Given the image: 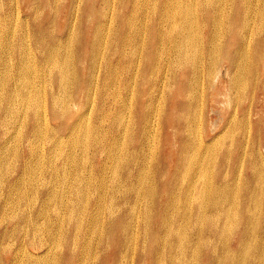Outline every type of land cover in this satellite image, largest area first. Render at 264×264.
<instances>
[{
	"label": "bare ground",
	"instance_id": "6f19581e",
	"mask_svg": "<svg viewBox=\"0 0 264 264\" xmlns=\"http://www.w3.org/2000/svg\"><path fill=\"white\" fill-rule=\"evenodd\" d=\"M31 1H38L47 6L56 0ZM80 2L82 1L74 0L76 12L79 11L77 8ZM115 2L116 0H85L86 5L80 13L78 32L72 29L70 18L64 30H50L43 23L32 26L37 32L35 35L24 34L18 38L20 50L13 56V63L10 64L13 77L9 79V75H0V111L6 115L1 126L7 131L3 133L8 138L9 127L14 126L15 121L20 122L19 119L24 116V121L22 122V118L19 125H24L26 129L23 138L29 149L28 154L23 152V155L25 158L32 157L30 161L37 157L38 153L40 155L36 141L42 140L48 132L53 134L48 139L51 146L60 145L65 141L71 145L79 144V139L87 135V128L83 126V115L85 107L90 104V96L97 91V81L101 82V89L98 88L96 94L99 103L105 104L109 99L113 100L112 112L109 113L112 117L111 124L104 130L105 134L103 132L104 146H100L98 140L92 138L95 144L92 154L102 161H98V166L91 165L92 167L88 168L89 172L96 171L98 175H104L94 185L92 195H87V198L86 194L81 193L84 190L80 189L81 187L76 186L75 190H72V209L67 218L70 221L76 220L77 224L67 230L68 249L57 254L50 248L48 252L37 255L36 258L28 252V259L33 261L32 264H48L49 259H52L51 254L55 258V264L124 263L133 242L137 248L142 246L146 250L150 245L151 249L156 250L151 264H163L160 256L166 259L168 264H201L195 261H199L201 251L207 249L211 251L210 264H264V234L258 227L260 222H264V171H261L264 167V121L254 122L255 118H252L255 105L261 112L264 111V84L260 80L261 75H264L263 72L260 74L261 70H264V0H117L116 9ZM97 3H100L98 7ZM204 9L206 12L199 14V10ZM85 17L89 18L88 36L83 35ZM57 20L58 15L53 13L46 19V24L56 26ZM222 22H226L230 28L220 25ZM5 23L3 26L0 24V67L4 66L9 70V25ZM32 57L38 60L36 68L30 62ZM84 70L86 74L83 73ZM34 71L41 73L40 83L37 79L38 83L29 80L30 76L35 74ZM43 77H47L49 81L46 90L42 88L43 84L41 85ZM224 78L225 96L231 109L228 108L222 113L220 126L212 125L208 131L205 127L206 102L203 84L205 79L212 84L216 80L221 82ZM69 84L72 85L71 96L75 102L73 107L68 103L63 111L59 107L60 97L62 94L64 96V92L67 93ZM4 86L5 91L2 92ZM257 89L263 90L262 97L257 94ZM43 92L50 100L48 105L44 103V107L43 99L41 100ZM79 100L83 101L80 105ZM70 101L71 99L68 102ZM89 112L88 110L87 113ZM104 116L103 121L106 119ZM64 118L67 119V125L63 123L59 128L53 125V121ZM169 127H173L172 132L178 139V145L169 149V156L174 155L176 163L172 172L167 173L159 155L164 152L162 145L168 143V134L164 142L160 143V139L164 132H168ZM62 128L66 130L61 132ZM100 130L102 131V126H96L93 131L98 135ZM109 136L110 139L117 140L108 142ZM227 136H230V147L215 153L214 149L222 144ZM9 141L11 140L4 141V147L9 146ZM1 147L0 163L4 153V147ZM17 153L15 154L18 155ZM66 153V159L73 163L77 156L75 157L74 152ZM12 159H7L8 165ZM31 163L32 161L24 160L20 177L25 179V176L30 174L34 168ZM85 167L75 168L77 178H82L83 172L88 171ZM111 168L118 173L117 179L107 175ZM56 171L58 170H54L52 174ZM6 173L8 174V169ZM147 177L153 181V186L149 189L151 191L143 188ZM174 177L177 188H185L186 192L178 190L171 198L170 185L167 182ZM88 179L87 177V184L90 180ZM20 181V178L15 179L10 187H19ZM160 181L164 183L159 185ZM42 184L45 183L42 181ZM144 191L151 193L145 194ZM22 192L25 193V190ZM66 192L65 190L64 193ZM7 193L9 194V189ZM37 193L39 195V192ZM156 196L168 199L163 204L164 218L159 215L154 223L155 214L150 219L148 206L142 212L139 205ZM214 196L216 200H212ZM175 200L186 203V217L180 219L177 214L171 213L172 209L167 202L171 201L174 205ZM243 206L253 208L252 212L262 210L263 213L246 220L242 215L239 216ZM55 209L54 212L57 211V208ZM232 216L236 218L234 236L237 251L230 250V235L227 236L225 232ZM32 217L30 219H33ZM61 220L63 222V219ZM36 224L33 223L35 227ZM140 225L144 227L142 235ZM28 226L25 228L28 229ZM174 226L179 228L177 239H173L171 235ZM124 228L130 230L129 242L124 235ZM189 229L194 238L188 239ZM201 231L205 232L204 236H201ZM172 241L177 244L175 251L170 249ZM235 255H240V258L231 262ZM140 259L144 263L145 255ZM129 263L135 264L131 261ZM13 264L17 262L14 261Z\"/></svg>",
	"mask_w": 264,
	"mask_h": 264
},
{
	"label": "rangeland",
	"instance_id": "374dc122",
	"mask_svg": "<svg viewBox=\"0 0 264 264\" xmlns=\"http://www.w3.org/2000/svg\"><path fill=\"white\" fill-rule=\"evenodd\" d=\"M72 1V2H71ZM82 2H80V4L78 5V8L77 9H79V11H75V4H74V0H56V1H54L53 3H52V5L49 3V4H47V6H44V5H42V4H40L38 1H31V0H15V2H14V0L12 1V0H0V24L3 26L4 25V23H5V21L7 22V23H5L6 25H9V47H10V49H9V56H11V57H9V56H7V59H10L9 60V70H8V68H6L5 69V67L4 66H1L0 67V75L2 76V74L1 73H3L4 74V76H8L9 75V79L10 78H12L13 77V72H12V70H11V66H10V64L11 63H13V56L15 55V54H17L18 52H19V50H20V43H19V37L22 35V36H24V34L25 35H27V34H30L31 36L32 35H35V33H37V32H35V30L32 28V26H34V25H36V24H40V23H43L44 25H46V27H48L50 30H52V29H55V28H57V29H65L66 28V26H67V22H68V19L70 18V20L72 19V24H73V27H72V29L74 30V31H76V32H78V26H79V18H80V13H82V11H83V8H84V6L86 5V3H85V0H81ZM56 2H58V3H56ZM12 3V4H11ZM62 3V4H61ZM83 3V4H82ZM5 4V5H4ZM55 4V5H54ZM193 4H195L194 2H193ZM8 5V6H7ZM56 5H57V7H58V9H56L57 7H56ZM83 5V6H82ZM100 5V3L98 4L97 3V5H96V7H98ZM4 6V7H3ZM17 6V7H16ZM34 6V7H33ZM40 6V7H39ZM116 6H117V0H116V2L114 3V7H115V9H116ZM6 7V8H5ZM80 7V8H79ZM15 8V9H14ZM19 10H18V9ZM33 9H34V11H33ZM82 9V10H81ZM17 10H18V12H17ZM21 11V12H20ZM56 11V12H55ZM15 14H14V13ZM202 12H206V9H204V10H199V14L200 13H202ZM13 13V14H12ZM20 13V14H19ZM40 13V14H39ZM57 14L58 15V20H57V22H56V26L55 25H50V23L49 24H46V19L48 18V16L49 15H52V14ZM71 13V14H70ZM75 14H77V15H75ZM4 15H6V16H4ZM82 15V14H81ZM76 16H78V17H76ZM15 19H14V18ZM18 17V18H17ZM47 17V18H46ZM74 17H76V18H74ZM4 19V21H3V19ZM12 19V20H11ZM76 19H78V20H76ZM89 18L88 17H85L84 18V21H83V35H85V36H88L89 35V20H88ZM13 20H14V22H13ZM28 20V21H27ZM26 21V22H25ZM74 21V22H73ZM16 22V23H15ZM20 22V23H19ZM25 22V23H24ZM27 22L29 23V24H27ZM13 23V24H12ZM19 23V24H18ZM74 23H75V25H74ZM12 24V25H11ZM32 24V25H31ZM17 27H16V26ZM49 25V26H48ZM220 25H223L224 27H229V25L225 22V23H221ZM16 28H15V27ZM28 26V27H27ZM75 27V28H74ZM22 28V29H21ZM82 28V27H81ZM230 28V27H229ZM12 31H11V30ZM29 29V30H28ZM31 31V32H30ZM10 32H11V34H10ZM15 32V33H14ZM19 32V33H18ZM39 33V32H38ZM14 34V35H13ZM16 35H17V37H16ZM11 37H13V38H11ZM15 37H16V39H15ZM11 39H13V40H11ZM12 43H11V42ZM13 46H14V48H13ZM16 46V47H15ZM74 47H75V45H74ZM16 48V49H15ZM72 48H73V46H72ZM14 50H16V51H14ZM12 52V53H11ZM34 53L37 55L38 53L36 52V51H34ZM33 53V54H34ZM36 59L37 58H35V57H32V60L30 61L31 62V64L33 65V67H35L36 68V66H37V62H38V60L36 61ZM36 65V66H35ZM6 70V73L4 72L5 70ZM38 69V68H37ZM220 69H222V67H220ZM9 71V72H8ZM221 71H223V70H221ZM220 71V73H222ZM35 72V76L34 75H32V76H30V78H29V80H32V81H34V82H36V83H38V81H39V83H40V75H41V73L40 72H36V71H34ZM264 73V70L262 71L261 70V72H260V74L261 73ZM84 74H86V70H84V72H83ZM1 76H0V78H1ZM264 75L262 74L261 75V78H260V80H261V82H262V84H264V77H263ZM36 77V78H35ZM38 77H39V79H38ZM33 78V79H32ZM47 77H43V79H42V83H41V85H42V88H44L45 90H46V88H47V86H49V81H48V79H46ZM38 81H37V80ZM46 79V80H45ZM205 83L203 84V87L205 88V91H204V96H205V107H204V111H205V117H206V119H205V127H206V129L209 131V128L212 126V125H218L219 124V126L222 124V120H221V117H222V113H224V111L225 110H227L229 107V105H228V101H227V96H225L226 94H225V88H226V81H225V78L224 79H221V82H219V81H217L216 80V82L214 81L212 84H211V82H208L207 81V79H205V81H204ZM97 83H98V86H97V91L95 92L94 91V94H92L91 96H90V98H89V105H87L85 108H86V110H85V113H84V117H83V126L85 125L86 126V128L87 129H85L86 131H87V135L86 136H84L83 137V139H79L80 140V142H79V144H75V145H71V143L69 144V143H67L66 141V144H65V142L64 143H60V145H53V146H51L50 144V142H49V137H52L53 136V134L51 133V132H48L47 134H45L46 135V137H45V135H44V138L42 139V140H39V141H36V148L38 149V151L40 152V155H39V153H38V156L37 157H35V158H33L31 161H32V163L31 164H33L32 165V167H34V168H32V170L30 171V174L29 175H27V176H25V179H24V177H20V169L23 167V164H24V160L25 159H27V162H31L30 161V158H32V157H29V156H27V158H25L24 157V155H23V152L24 153H26V154H28V149H29V147L27 146V142L24 140V134H25V131H26V129H25V127H24V125L22 126H20L19 124H20V122H21V119L24 117H21L20 119H19V121L20 122H18V121H15V123H14V126H12V127H9V131H8V138H7V136H5L4 135V131H6L5 130V128H3L1 125L3 124V121L2 120H5V118H6V115L3 113V111H0V148H2L1 146H3L4 147V141L6 140V139H8V140H11V141H9V146H5L4 147V149H3V159H2V162L0 163L1 165H0V174L2 175H0V211L1 210H3V212L1 211L0 212V243H1V245L0 246H2L1 248H0V260H2V262L0 261V264L2 263V264H13V262L14 261H16L17 262V264H20V263H22V264H25L26 262V264H32V260L31 259H28V252L30 253V255H32V257L33 258H36L37 257V255H42L43 253H45V252H48V250H50V248H51V251L52 252H56L57 254H60V253H62L63 251H65V250H67L68 249V247H67V230H68V228H71V227H73V226H75V224H77V222H76V220H69V218H67L68 217V215L70 214V211H71V209H72V205H71V199H72V197L73 196H71L72 195V193H74L72 190H73V188H74V190H75V188H76V186L78 187V188H80V189H84L85 190V192L86 193H84V190H83V192H81V193H83L84 195H85V197L87 198V195H89V194H91L92 195V191H93V187H94V185H96L97 184V182H99L100 181V179L102 178V176L104 175V173L102 174V176H101V174H97V172L95 171L94 173L91 171V172H89L90 170L88 169L91 165L92 166H98L97 165V163H98V161L99 162H101L102 161V159L101 158H97V157H94V155L92 154L93 152H94V146H95V144L93 143V141H92V138L93 139H96V140H98V142H99V145L100 146H104V145H102L103 143H102V138L104 137V135H103V132H104V134H105V129H107V127L111 124V120H112V117L111 116H109V113H111L112 112V107H113V105L111 106V104H112V102L111 101H113L112 99H109L108 101H107V103H105V104H102V103H99L100 102V100L98 101V99H96V97L98 96V95H96V94H98L97 92H98V90L99 89H101V82L100 81H97ZM47 84V85H46ZM209 85V86H208ZM213 87H212V86ZM208 87V89H207V87ZM263 87V86H262ZM69 88V89H68ZM68 88H67V93L66 92H64V96L66 97H64L63 96V94H62V96L60 97V103H59V107H60V109L62 110L63 109V111H64V107L65 106H67L68 105V103H69V105H72V107L74 106V102H75V99L74 98H72V96H71V92H72V85L71 84H69V86H68ZM99 88V89H98ZM111 89V88H110ZM113 89H115L114 87H113ZM2 92H4L5 91V86H4V89H2L1 90ZM256 92H257V94L259 95V96H261L262 97V94H263V90H261V89H257L256 90ZM211 93H213V94H211ZM43 98L41 97V100H42V104H43V107H44V103H47V105L49 104V101L50 100H48L49 98H46V96H45V93L43 92ZM45 96V97H44ZM208 97V98H207ZM63 98H65V99H63ZM98 98V97H97ZM71 99V101L70 102H68L69 100ZM91 100V101H90ZM46 101V102H45ZM64 101V102H63ZM63 102V103H62ZM79 102V105L80 104H82L83 103V101L82 100H79L78 101ZM92 102V103H91ZM1 103V102H0ZM97 103V104H96ZM62 104V105H61ZM102 104V105H101ZM46 105V106H47ZM104 105V106H103ZM62 106V107H61ZM41 108L42 110L44 109V108ZM111 107V108H110ZM107 108V109H106ZM110 109V110H109ZM231 108H229L228 110H230ZM41 110V111H42ZM84 110V109H83ZM90 111L89 113H87V111ZM94 110H95V112H94ZM105 110V112H103ZM110 111V112H109ZM84 112V111H83ZM100 112H103V113H101V114H99ZM207 112V113H206ZM87 113V114H86ZM252 118H255L254 119V122L255 121H260V120H263L264 121V111L263 112H261L257 107H256V105H255V107H253V110H252ZM97 114V115H96ZM103 114V115H102ZM106 114V115H105ZM95 115H96V117H95ZM101 115V116H100ZM105 115V116H104ZM3 116V117H2ZM104 116V121L102 120V117ZM96 119H95V118ZM99 118V119H98ZM86 119V120H85ZM67 119H59V120H57V121H53V125L54 126H56V127H58L59 128V126L61 125V124H63V123H66V125H67V121H66ZM88 120V121H87ZM91 120V121H90ZM93 120V121H92ZM102 120V121H101ZM2 121V122H1ZM24 121V118H23V120H22V122ZM85 121H86V124H85ZM101 121V122H100ZM220 121H221V123H220ZM92 122V123H91ZM103 123H104V125H103ZM107 123V124H106ZM69 125V124H68ZM96 126L97 127H99V126H102V131L100 130L99 131V134L97 135V134H95L94 133V128H96ZM19 127V128H18ZM22 127H23V130H22ZM12 128H14V129H12ZM88 128H90V130L88 129ZM19 129V130H18ZM12 130H14V131H12ZM17 130V131H16ZM64 130H66V129H63L62 128V130H60L61 132L62 131H64ZM90 131H92L91 133H90ZM173 127H169L168 128V132H164L163 133V136L161 137V139H160V143L161 142H164V139H165V136L168 134V136H169V139H168V143L167 144H163L162 146H164V152L162 153V154H160L159 155V160H161V162L164 164V166H165V171H167V173H169V171H171L172 172V170H173V168H174V165H175V163H176V160H175V158H174V155H173V157H172V155L171 156H169V149H174V148H176V146L178 145V139H176L175 137H174V135H173ZM7 132V131H6ZM263 132H264V124H263ZM15 133V134H14ZM58 133H60V132H58ZM211 133V132H210ZM60 134H62V133H60ZM21 135V136H20ZM49 135V136H48ZM51 135V136H50ZM230 135V134H229ZM263 135H264V133H263ZM15 136V137H14ZM92 136V137H91ZM3 137H5V138H3ZM12 137H13V139H12ZM15 138H16V140H15ZM17 138H19V139H17ZM90 138V139H89ZM111 138V136H109V141L108 142H114V141H116L117 140V138H112V139H110ZM230 136H227L224 140H223V142H222V144H220L219 146H217L215 149H214V151H215V153L216 152H219V151H222V150H224V149H226V148H229L230 146H229V143H230ZM19 140V141H18ZM22 140H23V142H22ZM86 140V141H85ZM92 142H91V141ZM14 141H15V144H17V145H15L14 144ZM83 141V142H82ZM13 142V143H12ZM17 142H19V143H17ZM22 142V143H21ZM82 142V143H81ZM13 145H12V144ZM83 143H85V145L83 144ZM88 143V144H87ZM90 143V144H89ZM87 144V145H86ZM10 145H11V147H10ZM67 145V146H66ZM69 145V146H68ZM77 145V146H76ZM89 145V146H88ZM94 145V146H93ZM22 146V147H21ZM49 146V147H48ZM56 146V147H55ZM72 147V149H71V147ZM81 146H83V147H85V148H83V147H81ZM88 148H87V147ZM61 147V148H60ZM6 148V149H5ZM18 148V149H17ZM43 148H45V149H43ZM49 148V149H48ZM60 148V149H59ZM20 149H21V151H20ZM57 149V150H56ZM84 150L83 152H84V155L82 156V154H83V152L81 151V150ZM100 149V148H99ZM263 149V148H262ZM14 152H13V151ZM51 150V151H50ZM66 150V151H65ZM19 152V153H17V152ZM54 151V152H53ZM66 152H74V154H75V157H76V159H75V161H73V163H71L70 161H69V159L67 160L66 158H67V153ZM11 153H12V155H11ZM15 153H17L18 155H16ZM65 155H64V154ZM76 153H77V155H76ZM48 154V155H47ZM51 154H52V156H51ZM59 154V155H58ZM4 155H7V156H4ZM14 155H16V156H14ZM45 155V156H44ZM61 155H63V156H61ZM87 155V156H86ZM44 156V157H43ZM50 156V157H49ZM86 156V157H85ZM89 156V157H88ZM6 157V158H5ZM40 157V158H39ZM43 159H42V158ZM61 157V158H60ZM80 157H82V158H80ZM172 157V158H171ZM10 158H13L11 161H9V165H8V160H10ZM17 158V159H16ZM57 158H60V160H56ZM78 158V159H77ZM79 158H80V160H79ZM90 158V159H89ZM166 158V159H165ZM4 159H6V161L4 160ZM8 159V160H7ZM28 159H29V161H28ZM38 159V160H37ZM51 161H50V160ZM18 160V161H17ZM37 160V161H36ZM44 160H45V163H44ZM46 160H47V162H46ZM53 160H55V161H53ZM77 160H78V162H77ZM81 160H83V161H81ZM14 163H13V162ZM17 161V162H16ZM39 161V162H38ZM18 163V164H16V163ZM37 164H36V163ZM81 162V163H80ZM86 162V163H85ZM11 163V164H10ZM35 163V164H34ZM39 163V164H38ZM41 163L43 164V165H41ZM54 163H56V164H54ZM70 163V164H69ZM77 163V164H76ZM79 163V164H78ZM91 163V164H90ZM14 164V165H13ZM69 164V165H68ZM82 164V165H81ZM115 164V163H114ZM16 165V166H15ZM52 165V166H51ZM65 165H66V167H65ZM71 165V166H70ZM2 166H3V168H2ZM42 167V169H41V167ZM51 166V167H50ZM79 166H83V167H85L86 169H88V171H85V173L83 172V174H82V178H77L76 177V175H75V173H74V171H75V168L76 167H79ZM91 166V167H92ZM223 166V165H222ZM8 167V168H7ZM36 167V168H35ZM55 167V168H54ZM90 167V168H91ZM11 168H12V170H11ZM49 168V169H48ZM71 168V169H70ZM7 169H8V174L6 173L7 172ZM37 169H38V171H37ZM44 169V170H43ZM66 169L67 170V172H66V170H65V172H64V170ZM73 169V170H72ZM115 169H116V167H115ZM2 170V171H1ZM35 170V171H34ZM48 170H49V172H48ZM54 170H58V171H56L55 173L57 174V175H55V173H53L52 174V172H54ZM77 171V170H76ZM75 171V172H76ZM111 171V172H110ZM261 171H264V167L261 169ZM40 172H42V173H40ZM45 172V173H44ZM48 172V173H47ZM113 172H114V169L113 168H111L109 171H108V173H107V175H109L111 178H113V179H117V175H118V173L117 172H114L115 174L113 175ZM13 173H16V174H13ZM58 173H59V175H58ZM66 175H65V174ZM71 173H73L72 175H71ZM166 173V174H167ZM32 174V175H31ZM36 174V175H35ZM42 176H41V175ZM45 174V175H44ZM64 174V175H63ZM40 175V176H39ZM53 175H54V177H53ZM92 175V176H91ZM11 176H13V177H11ZM51 178H50V177ZM98 176V177H97ZM40 177V178H39ZM42 177V178H41ZM47 177V178H46ZM63 178V179H60V178ZM72 177V178H71ZM84 177V178H83ZM86 177V178H85ZM87 177L90 179H88L89 181V183L87 184L86 183V179H87ZM108 177V176H107ZM9 178V179H8ZM21 179V181L18 183V184H21V185H18L19 187H17V188H15L14 186H12V188L10 187V185H12L13 183H14V181H15V179L17 180V179ZM36 178H38V179H36ZM45 178V179H44ZM100 178V179H99ZM2 179V180H1ZM39 179H40V181H39ZM68 179V180H67ZM70 179V180H69ZM74 179V180H73ZM82 179V180H81ZM175 177L174 178H172L170 181H168L167 182V184H169L170 186H169V195H170V197L171 198H173L174 197V194L178 191V190H181L182 191V193H185L186 192V189L185 188H177V186H176V182H175ZM29 180V181H28ZM50 180H51V182H50ZM56 182H55V181ZM81 182H80V181ZM85 180V181H84ZM1 181H2V183H1ZM6 181H7V183H6ZM42 181H43V183H45V184H42ZM65 181V182H64ZM73 181H75V182H73ZM90 181H92V182H90ZM95 181V182H94ZM4 182V183H3ZM8 182H9V187H8ZM25 182H26V184H25ZM29 182V183H28ZM32 182V183H31ZM34 182V183H33ZM36 182H37V184H38V186H37V184H36ZM41 182V183H40ZM50 182V183H49ZM60 182V183H59ZM67 182H68V184H67ZM79 182V183H78ZM12 183V184H11ZM62 183V184H61ZM66 183V184H65ZM70 183V184H69ZM74 185H73V184ZM81 183V184H80ZM92 183V184H91ZM164 183V181H160L159 182V185H162ZM4 184V185H3ZM7 184V185H6ZM24 184V185H23ZM36 184V185H35ZM42 184V185H41ZM50 184V185H49ZM53 184V185H52ZM61 184V185H60ZM85 184H87V185H85ZM30 185H32V186H30ZM40 185V186H39ZM57 185V186H56ZM67 185V186H66ZM69 185V186H68ZM73 185V186H72ZM81 185V186H80ZM88 185H89V187H88ZM3 186V187H2ZM53 186V187H52ZM82 186H83V188H82ZM85 186V187H84ZM153 186V181L151 180V178H149V177H147L146 178V180H145V183H144V186H143V188L144 189H146V190H149L151 187ZM200 186H201V184H200ZM20 187H22V188H20ZM27 189H25V188ZM35 187H36V189H35ZM44 187V188H43ZM57 187H59V188H57ZM34 188V189H33ZM39 188V189H38ZM47 188V189H46ZM57 188V189H56ZM89 188V189H88ZM200 188V187H199ZM8 189H9V194L7 193L8 192ZM13 189V193L10 191V190H12ZM22 189V190H21ZM43 189V190H42ZM61 189H62V191H61ZM70 189V190H69ZM2 190V191H1ZM25 190V193L24 192H22V191H24ZM39 192V195H38V193L36 192ZM59 190V191H58ZM65 190L67 191L66 193H64L65 192ZM16 191V192H15ZM51 191H54L53 193H51ZM61 191V192H60ZM69 191V192H68ZM91 191V192H90ZM149 191H151V190H149ZM2 192V193H1ZM20 192V193H19ZM27 192V193H26ZM30 192V193H29ZM40 192L42 193V194H40ZM90 192V193H89ZM5 193V194H4ZM22 193H24V195L22 194ZM33 193H34V195H33ZM46 193V194H45ZM49 193H51V194H49ZM58 193V194H57ZM144 193L145 194H150L151 192H147V191H144ZM153 193V192H152ZM27 194V195H26ZM29 194V195H28ZM60 194V195H59ZM82 194V195H83ZM9 195V196H8ZM22 195V197H20V196ZM36 195V196H35ZM42 195V196H41ZM65 196L64 198H63V196ZM30 196H31V198H30ZM48 196V197H47ZM50 196H51V198H50ZM70 196H71V198H70ZM4 197V198H3ZM10 197H12V198H10ZM18 197V198H17ZM23 197H25V198H23ZM39 197V198H38ZM56 197H57V200H56ZM59 197V198H58ZM94 197V196H93ZM22 198V199H21ZM54 198V199H53ZM68 198H70V199H68ZM13 199V200H12ZM37 199V200H36ZM40 199V200H39ZM48 199V200H47ZM59 199H61V200H59ZM65 201H64V200ZM69 201H68V200ZM167 199H168V197H161V199H160V197H158V196H156L155 198H153L152 200H150V201H148V202H143V203H140V205H139V210L140 211H142V212H144V210H145V208L148 206V214H149V216H150V219L151 218H153L154 217V214H155V218H154V223L156 222V220H157V218L159 217V215H161L163 218H164V208H163V204H164V202H166L167 201ZM15 200V201H14ZM18 200V201H17ZM25 200V201H24ZM30 200V201H29ZM46 202H45V201ZM51 202H50V201ZM56 200V201H55ZM160 200V201H159ZM212 200H216L215 199V196L214 197H212ZM17 201V202H16ZM28 201V202H27ZM38 201V202H37ZM158 201H159V205L156 207V205H157V203H158ZM13 202V203H12ZM23 202V203H22ZM25 202H27V203H25ZM35 202V203H34ZM41 202V203H40ZM63 202V203H62ZM70 202V203H69ZM10 205H9V204ZM25 203V204H24ZM53 203H55V204H53ZM84 203V202H83ZM83 203H82V205H83ZM17 204V205H16ZM21 204H22V207H21ZM29 204V205H28ZM50 204V205H49ZM58 204H59V206H58ZM69 204V205H68ZM167 204H168V206L172 209L171 210V213L172 214H177V216L180 218V219H182V218H184V217H186L187 216V212H186V209H187V205H186V203L185 202H183V201H181V200H175V202H174V205H173V203L171 202V201H168L167 202ZM5 205V206H4ZM8 205V206H7ZM34 205V206H33ZM55 205H56V207H55ZM9 206H10V208H9ZM18 206V207H17ZM29 206V207H28ZM37 206V207H36ZM47 208H46V207ZM58 206V207H57ZM81 205L79 204V207H80ZM4 207V208H3ZM12 207V208H11ZM20 207V208H19ZM45 207V208H44ZM52 207V208H51ZM57 208V211H59V213L57 214L56 212H54L56 209L55 208ZM244 207V209H242V211H241V214L239 215V216H243L246 220H248L250 217H253L254 215H257V214H260V213H263V211L262 210H259V211H257V212H252L253 211V208H245V206H243ZM3 208V209H2ZM15 208V209H14ZM25 208H27V210L25 209ZM35 208V209H34ZM61 208H63V209H61ZM89 208H90V205H89ZM194 208V207H193ZM19 209H20V211H19ZM31 210V212H33V213H31L29 210ZM48 211H47V210ZM53 209H55V210H53ZM59 209V210H58ZM67 209V210H66ZM17 210V211H16ZM25 210V211H24ZM68 210H69V212H68ZM24 211V212H23ZM37 211V212H36ZM39 211V212H38ZM44 211V212H43ZM62 211H63V213H62ZM65 211V212H64ZM67 211V212H66ZM8 212V213H7ZM12 212V213H11ZM50 214H49V213ZM53 212V213H52ZM2 213V214H1ZM17 213H18V215H17ZM43 213H45V214H43ZM209 213V212H208ZM30 214H32V216L30 215ZM48 214H49V216H48ZM55 214H57V215H55ZM12 215V216H11ZM16 215V216H15ZM55 215V216H54ZM59 215V216H58ZM64 215V216H63ZM234 215V214H233ZM9 216H11V218L9 217ZM33 218V219H30L31 217ZM63 218H62V217ZM176 216V217H177ZM14 217H15V219H14ZM25 217H28V218H25ZM25 220H24V219ZM41 218H42V220H41ZM43 218H45V219H43ZM55 218V219H54ZM85 218V217H84ZM234 216H232L231 218H230V220H229V222L230 223H228L229 224V228L225 231L226 232V235L228 236V235H230V241H229V248H230V250H232V251H237L238 250V248L236 247V245H235V236H234V231L236 230V218H234ZM11 219V220H10ZM13 219V220H12ZM21 219H23V220H21ZM37 219V220H36ZM58 219V220H57ZM60 219V220H59ZM61 219H63V222H61L62 220ZM65 219H66V221H65ZM7 222H6V221ZM9 220V221H8ZM19 220H20V222H19ZM31 221V222H29V221ZM39 220V221H38ZM43 220H44V223H43ZM32 221H33V223L34 224H36V227L33 225V223H32ZM36 221V222H35ZM55 221V222H54ZM84 222V224H85V222H86V218L83 220ZM3 222V223H2ZM28 222V223H27ZM57 222V223H56ZM61 222V225L59 224ZM231 222H232V224H231ZM8 223V224H7ZM30 223H31V226H30ZM154 223H153V227L155 228V225H154ZM26 224V225H25ZM39 224V225H38ZM40 224H42V225H40ZM65 224V225H64ZM69 224V225H68ZM15 225V226H14ZM25 225V226H24ZM30 227H29V226ZM38 225V226H37ZM15 228H14V227ZM24 226V227H23ZM28 226V229L27 228H25V227H27ZM42 227L41 228V230H40V227ZM43 226H45V228L43 227ZM59 226V227H58ZM240 226L241 225H239V228H240ZM24 229H23V228ZM38 227H39V229H38ZM51 227V228H50ZM258 227H259V229H260V231L264 234V222H260L259 224H258ZM60 228H61V230H60ZM62 228H63V230H62ZM238 228V229H239ZM25 229H27V230H25ZM46 229H47V232H46ZM55 229V230H54ZM237 229V230H238ZM6 230V231H5ZM22 230V231H21ZM23 230H25V231H23ZM34 230H36V231H33ZM40 230V231H39ZM45 230V231H44ZM56 230H57V232H56ZM58 230L61 232H58ZM140 234L142 235V232H144V227L142 226V225H140ZM209 231V230H208ZM32 232V233H31ZM40 233V237L41 236H43V237H39V233ZM44 233V234H42V233ZM55 232V233H54ZM178 232H179V228H178V226H174L173 228H172V231H171V235H172V238L173 239H177L178 238ZM9 233V234H8ZM19 233V234H18ZM24 233H27V234H24ZM36 233V234H35ZM56 233H58L59 235H57ZM62 233H64V234H62ZM7 234V235H6ZM28 234H29V236H28ZM35 234V235H34ZM54 234V235H53ZM129 234H130V230L128 229V228H124V235L127 237V239H128V236H129ZM200 234H201V236H204L205 235V232L204 231H201L200 232ZM22 235V236H21ZM56 235V236H55ZM16 236V237H15ZM18 236V237H17ZM22 238H21V237ZM26 236H27V238H29V239H27L26 238ZM37 236V237H36ZM47 236V237H46ZM51 236V237H50ZM57 236H58V239H57ZM62 236V237H61ZM39 237V238H38ZM45 237V238H44ZM53 237H54V239H53ZM187 237H188V239H190V238H194V236L190 233V229L188 230V234H187ZM8 238V239H7ZM34 238V239H33ZM36 238V239H35ZM43 238V239H42ZM25 239V240H24ZM32 239H33V241H32ZM40 239V240H39ZM56 239H57V241H56ZM70 239H72V236H71V238ZM2 240H3V242H2ZM5 240V241H4ZM15 240H17V241H15ZM40 242H39V241ZM48 240V241H47ZM24 241V242H23ZM31 241V242H30ZM50 241H52V242H50ZM34 242V243H33ZM36 242V243H35ZM42 242V243H41ZM48 244H47V243ZM60 242V243H59ZM128 242H129V239H128ZM25 243V244H24ZM54 243V244H53ZM57 243V244H56ZM13 244L15 245V246H13ZM21 244V245H20ZM53 244V245H52ZM65 244V245H64ZM8 245V246H7ZM10 245H11V248H10ZM24 245V246H23ZM47 245V246H46ZM131 245V247L129 248V250L127 251V254H126V259H124V260H126V262H118L117 264H130L129 262L131 261V262H134L135 264H142L143 262L141 261V257L143 256V255H145V257H146V260L144 261V263L143 264H151V258L156 254V250L155 249H151V246L150 245H148L147 247H146V250L145 249H143L142 248V246H140V247H136V246H134V244H133V242L130 244ZM51 246V247H50ZM25 247V248H24ZM54 247V248H53ZM71 247H72V245H71ZM176 247H177V244H176V241H172L171 242V244H170V249H171V251H175V249H176ZM17 249V250H16ZM47 249V250H46ZM56 249V250H55ZM24 252H23V251ZM55 250V251H54ZM3 251V252H2ZM50 251V252H51ZM17 252V253H16ZM20 253V254H19ZM24 253V254H23ZM16 254V255H15ZM27 254V255H26ZM22 255V256H21ZM210 255H211V251H209L208 249L207 250H202L201 251V259L199 260V261H195V263H198V262H200L201 264H210V261H211V258H210ZM52 255L50 254V258H52V259H49L50 261H49V263L48 264H55V260H53V259H55L53 256L51 257ZM17 257H19V258H17ZM22 257V258H21ZM24 258V259H23ZM27 258V259H26ZM160 258H161V262L163 263V264H168L167 263V261H166V259H164L163 257H161L160 256ZM240 258V255H235V257L233 258V260L231 261V262H235V261H238V259ZM15 259V260H14ZM18 259V260H17ZM140 259V260H139ZM21 260H23V261H21ZM26 260H28V261H26ZM11 261V262H10Z\"/></svg>",
	"mask_w": 264,
	"mask_h": 264
}]
</instances>
